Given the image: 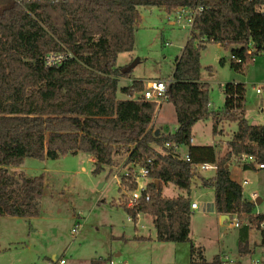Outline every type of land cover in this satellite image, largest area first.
Segmentation results:
<instances>
[{
    "label": "trees",
    "instance_id": "trees-1",
    "mask_svg": "<svg viewBox=\"0 0 264 264\" xmlns=\"http://www.w3.org/2000/svg\"><path fill=\"white\" fill-rule=\"evenodd\" d=\"M257 0H0V216L33 217L45 188L43 174L28 176L10 172L24 158L56 159L83 152L91 155L96 174L114 164L115 155L127 154L120 175L121 193L136 189L138 168L148 170L141 198L128 208L136 220L152 217L155 239L189 242L191 263L205 262L202 251L189 239L191 183L194 165L216 162L212 178L201 177V185L214 190V208L221 215L245 214L238 248L247 253L252 224L264 214L252 216L255 204L243 197L241 184L229 174L232 154H251L264 163V125L245 118V88L241 83L224 85L222 110L209 108V89L201 82V51L210 43L230 50V67L243 71L250 58L249 42L257 54L264 53V12ZM157 7L169 12L177 7L202 6L192 31L176 58L165 100L172 103L176 129L162 133L152 129L157 105L141 98L140 80L118 86L119 53L132 51L138 7ZM62 55L59 63L46 64L48 55ZM231 57L239 58L236 63ZM223 63V60H220ZM118 93L126 98L118 97ZM137 94L136 98L133 96ZM210 118L217 133L223 121L235 122L236 130L226 144V154L216 159L214 145L191 142L192 128ZM166 142L186 147L185 154L166 148ZM254 169L252 165H241ZM172 184L183 193L162 195V186ZM148 195V200H145ZM264 235V231H261Z\"/></svg>",
    "mask_w": 264,
    "mask_h": 264
},
{
    "label": "rangeland",
    "instance_id": "rangeland-1",
    "mask_svg": "<svg viewBox=\"0 0 264 264\" xmlns=\"http://www.w3.org/2000/svg\"><path fill=\"white\" fill-rule=\"evenodd\" d=\"M187 36L188 30L171 24L165 11L138 7L134 48L119 53L116 60L119 71L132 67L119 79L118 86L130 85L133 80L167 82ZM200 65L201 82L209 89L210 109L222 110L225 84L241 83L245 88V118L250 124L264 125V53L255 55L243 71H236L230 67L229 48L210 43L201 51ZM258 86L262 87L261 94L255 92ZM121 96L126 97L118 93ZM153 122V131L172 133L177 126L173 104L163 101L154 112ZM235 130V122L223 121L214 134L212 120L203 119L193 126L191 142L214 145L215 150L225 153ZM180 150L184 153V146ZM126 155L119 152L112 168L105 167L96 174L83 152L56 159L26 157L20 166L9 167L10 172L23 171L28 176L43 174L49 184L39 201L37 216H0V264H53V259L61 256L66 264H107V256L115 252L120 256L110 259L119 264H214L218 256L245 264L250 256L260 254L264 244L260 230L250 225L248 252L240 253V228L232 227L229 219L221 220L222 215L214 208V190L201 185V174L210 178L215 169L197 174L189 192L190 201L197 205L191 210L189 239L201 249L205 262L191 263L188 241H157L150 215H139L136 225L134 220L128 221L126 212L113 204L126 201V195L119 199L118 190L120 175L128 171V166L124 167ZM228 168L230 178L241 184L245 199H261L252 212L264 214V169H243L232 157ZM162 193L173 197L183 192L167 184ZM240 217L242 225L249 221L247 215ZM77 224L80 227L74 235L71 229Z\"/></svg>",
    "mask_w": 264,
    "mask_h": 264
},
{
    "label": "built area",
    "instance_id": "built-area-1",
    "mask_svg": "<svg viewBox=\"0 0 264 264\" xmlns=\"http://www.w3.org/2000/svg\"><path fill=\"white\" fill-rule=\"evenodd\" d=\"M258 1V10L261 12H264V0H257ZM202 6H190V7H177L169 12H166L167 20L177 26L178 28H182L185 30H188V35L192 31L193 21L195 19V16L202 11ZM246 55L250 58V61L252 62L254 60V56L257 55L255 46L252 42L248 43V46L246 48ZM63 56L58 55H48L46 57V64L52 65L55 63H59L62 60ZM236 63H241V60L239 58L231 57ZM167 83L160 79L157 80H150L147 81L144 85V89L141 91L140 94H138L141 98L148 101H154L157 105V108L160 107L161 103L165 101V94L167 89ZM255 92L257 94L262 93V87L258 86L255 88ZM164 147L166 148H173V150L177 153H180V147L181 145H176L175 143L166 142L164 144ZM225 153H220L216 150V159H221L224 157ZM232 158H235V160L238 163L245 164V165H252L254 169H264V163H259L256 161V158L254 155L251 154H245V153H239V154H232ZM183 158L186 161H189V157L187 154L183 155ZM195 173L196 175L201 173L202 171H206L209 169H216V162L214 163H200L194 165ZM148 175V170L144 167L138 168L135 172L134 180L136 182V189L132 191H126L123 190L124 195H126V206L128 208H131L140 198L142 195V192L144 191V188L146 186V177ZM195 175V176H196ZM243 184H247V182L244 180ZM120 186V182H119ZM254 196V193L253 195ZM145 200H148L149 196L145 195ZM197 205L194 202L190 203V209H196ZM260 213H254L252 212V216H256ZM241 215L245 214H237L233 213L230 215V217L227 216V219L230 220V225L232 227L240 228L242 226V219ZM139 216V215H138ZM128 221H133L129 216L127 218ZM242 221V222H241ZM248 223V222H247ZM246 223V224H247ZM79 224H77L73 229H71L72 234H76L79 229ZM258 230L264 231V221H261L258 224ZM262 247H264V244H262ZM64 257H61L54 261L53 264H65ZM214 264H244L239 261H233L229 259L227 256H218L215 261H213ZM107 264H119L115 262L113 259H108ZM245 264H264V251H261L260 254L250 256L248 259V262Z\"/></svg>",
    "mask_w": 264,
    "mask_h": 264
},
{
    "label": "crops",
    "instance_id": "crops-1",
    "mask_svg": "<svg viewBox=\"0 0 264 264\" xmlns=\"http://www.w3.org/2000/svg\"><path fill=\"white\" fill-rule=\"evenodd\" d=\"M171 76H172V75H171ZM120 78H121V77H120ZM120 78H119V79H120ZM170 79H171V78H170ZM170 79H169L167 82H169ZM160 80H161V79H160ZM147 81H150V80H146L145 82H143V81H142V82L145 84ZM126 86H127V85H126ZM120 98L124 99V98H126V97H122V96H121ZM153 123H154V122L152 121V124H153ZM176 124H177V123H176ZM184 148H185V152H186V147H184ZM185 152L183 153V152H181V150H180V154H181V155H184ZM78 153H81V152H78ZM78 153H77V154H78ZM77 154H76V155H77ZM86 155H87V159H88L91 163L94 164V163H95L94 158H93L91 155H89V154H86ZM126 157H127V155H126ZM105 167H107V166H105ZM105 167H104V168H105ZM112 167H113V166L108 167V168H112ZM201 177H204V176L201 174ZM212 177H214V176H212ZM212 177H210V178H212ZM204 178H206V177H204ZM48 184H49V181L45 178V187H46V188H48ZM162 188H163V186H162ZM44 191H45V188H44V190H43V194H44ZM43 194H42V196H43ZM162 195H163V193H162ZM173 197H174V196H173ZM191 202H193V201H191ZM115 203H116V202H115ZM260 203H261V202H260ZM260 203H259V204H260ZM191 210H195V209H191ZM138 219H139V218L137 217L136 220H134V221H135V222H134L135 225H136V222H137ZM115 237H116V236H115ZM115 237H114V238H115ZM261 246H262V245H261ZM262 251H264V247H262ZM118 256H120L119 252H115V253H113V254L108 255L105 261H107L108 259H110V258H112V257L115 258V257H118ZM61 257H62V256H61ZM61 257H60V258H61ZM53 258H54V256H53ZM203 258H204V257H203ZM53 260L55 261V260H57V259H53ZM204 260H205V259H204ZM54 261H53V262H54ZM65 262H66V260H65ZM199 263H200V262H199ZM65 264H66V263H65Z\"/></svg>",
    "mask_w": 264,
    "mask_h": 264
},
{
    "label": "water",
    "instance_id": "water-1",
    "mask_svg": "<svg viewBox=\"0 0 264 264\" xmlns=\"http://www.w3.org/2000/svg\"><path fill=\"white\" fill-rule=\"evenodd\" d=\"M131 67H132V65L129 66L127 69L122 70L121 73L127 72ZM157 134H158V130H156V135ZM260 202H261V199L260 198H256L255 201H254V204L255 205H258ZM224 219H227V216L226 215H222L221 216V220L223 221Z\"/></svg>",
    "mask_w": 264,
    "mask_h": 264
}]
</instances>
